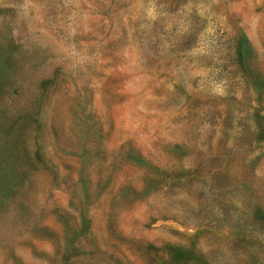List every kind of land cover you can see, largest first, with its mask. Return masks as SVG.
Segmentation results:
<instances>
[{
	"label": "rangeland",
	"instance_id": "374dc122",
	"mask_svg": "<svg viewBox=\"0 0 264 264\" xmlns=\"http://www.w3.org/2000/svg\"><path fill=\"white\" fill-rule=\"evenodd\" d=\"M0 264H264V0H0Z\"/></svg>",
	"mask_w": 264,
	"mask_h": 264
}]
</instances>
